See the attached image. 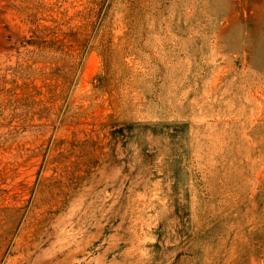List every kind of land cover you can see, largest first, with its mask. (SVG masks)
Masks as SVG:
<instances>
[{
    "label": "rangeland",
    "instance_id": "374dc122",
    "mask_svg": "<svg viewBox=\"0 0 264 264\" xmlns=\"http://www.w3.org/2000/svg\"><path fill=\"white\" fill-rule=\"evenodd\" d=\"M0 264H264V0H0Z\"/></svg>",
    "mask_w": 264,
    "mask_h": 264
}]
</instances>
